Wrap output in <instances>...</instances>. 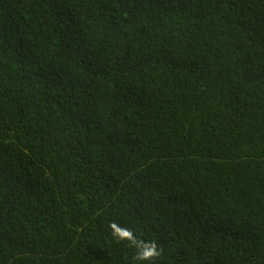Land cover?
<instances>
[{
    "label": "trees",
    "instance_id": "trees-1",
    "mask_svg": "<svg viewBox=\"0 0 264 264\" xmlns=\"http://www.w3.org/2000/svg\"><path fill=\"white\" fill-rule=\"evenodd\" d=\"M264 264V0H0V264Z\"/></svg>",
    "mask_w": 264,
    "mask_h": 264
},
{
    "label": "clouds",
    "instance_id": "clouds-1",
    "mask_svg": "<svg viewBox=\"0 0 264 264\" xmlns=\"http://www.w3.org/2000/svg\"><path fill=\"white\" fill-rule=\"evenodd\" d=\"M109 229L116 240L127 242L128 246L135 250L133 260L139 264L155 261L162 254V249L158 247L156 241L141 239L131 229L120 226L115 221L109 224Z\"/></svg>",
    "mask_w": 264,
    "mask_h": 264
}]
</instances>
